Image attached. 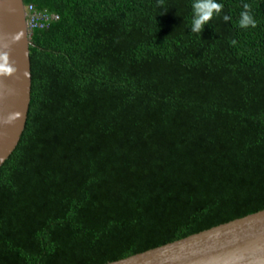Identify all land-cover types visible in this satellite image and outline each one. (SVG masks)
I'll return each instance as SVG.
<instances>
[{
  "label": "trees",
  "instance_id": "16d2710c",
  "mask_svg": "<svg viewBox=\"0 0 264 264\" xmlns=\"http://www.w3.org/2000/svg\"><path fill=\"white\" fill-rule=\"evenodd\" d=\"M26 128L0 264H106L264 209V0H23Z\"/></svg>",
  "mask_w": 264,
  "mask_h": 264
},
{
  "label": "water",
  "instance_id": "95a60500",
  "mask_svg": "<svg viewBox=\"0 0 264 264\" xmlns=\"http://www.w3.org/2000/svg\"><path fill=\"white\" fill-rule=\"evenodd\" d=\"M29 36L23 0H0V166L26 128ZM106 264H264V209Z\"/></svg>",
  "mask_w": 264,
  "mask_h": 264
},
{
  "label": "built area",
  "instance_id": "2783aa9c",
  "mask_svg": "<svg viewBox=\"0 0 264 264\" xmlns=\"http://www.w3.org/2000/svg\"><path fill=\"white\" fill-rule=\"evenodd\" d=\"M25 14L27 15V23L29 33L38 29L49 27L53 21L59 19L58 13L46 10H38L33 4L24 5Z\"/></svg>",
  "mask_w": 264,
  "mask_h": 264
},
{
  "label": "clouds",
  "instance_id": "9594fccd",
  "mask_svg": "<svg viewBox=\"0 0 264 264\" xmlns=\"http://www.w3.org/2000/svg\"><path fill=\"white\" fill-rule=\"evenodd\" d=\"M25 5V4H24Z\"/></svg>",
  "mask_w": 264,
  "mask_h": 264
}]
</instances>
